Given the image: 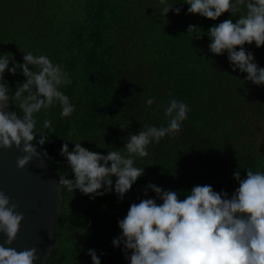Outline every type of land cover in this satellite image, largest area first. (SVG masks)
I'll list each match as a JSON object with an SVG mask.
<instances>
[{
  "label": "trees",
  "instance_id": "16d2710c",
  "mask_svg": "<svg viewBox=\"0 0 264 264\" xmlns=\"http://www.w3.org/2000/svg\"><path fill=\"white\" fill-rule=\"evenodd\" d=\"M167 2L181 12L170 10L164 16L160 0H0V55L10 52L23 63V52L43 54L70 74L71 84L61 91L76 105L73 114L61 118L55 103L35 116L38 132L44 130L45 118L52 122L44 130L47 142L37 149L47 152L58 180L62 173L73 178L60 154L63 144L69 151L80 142L104 155L125 153L130 133L168 124L164 109L169 99L189 108L178 134L150 144L149 156L134 158L144 174L123 200L114 190L90 198L60 186L62 206L44 264H92L90 249L101 264H129L123 246L114 248L112 240L121 235L118 221L131 203L157 199L146 188L149 183L177 191L180 199L196 185L231 196L239 186L234 171L241 178L248 169L264 171V128L254 122L264 121V85L245 81L247 74L233 71L227 53L217 56L208 49L207 30L226 19L234 23L241 13L226 12L213 21L186 14L185 0ZM189 25L201 29V39L187 33ZM244 48L264 68V46L253 42ZM4 79L14 94L26 78L19 70L15 75L6 70ZM149 98H154L150 106ZM13 109L22 115L14 103ZM127 119L131 125L122 131L119 124Z\"/></svg>",
  "mask_w": 264,
  "mask_h": 264
},
{
  "label": "clouds",
  "instance_id": "9594fccd",
  "mask_svg": "<svg viewBox=\"0 0 264 264\" xmlns=\"http://www.w3.org/2000/svg\"><path fill=\"white\" fill-rule=\"evenodd\" d=\"M185 3L189 5L186 14H199L213 21L226 12L241 13L234 23L226 19L207 30L208 49L217 56L227 53L233 71L246 73L245 81L264 85V68L244 48L253 42L257 48L264 46V0H185ZM160 4L164 16L170 10L177 15L181 12V8L167 0H160ZM187 33H195L196 39L203 35L195 25H189ZM23 53V63H17L10 52L0 55V148L15 147L24 153L16 162L19 169L25 168L33 157L48 156L46 151L38 152L37 148L47 142L49 132L44 130L51 129L52 122L45 118L44 130L38 132L36 113L58 103L62 109L60 116L64 118L71 116L76 108L61 91V86L71 84L64 66L53 63L43 54ZM6 70L12 75L19 70L26 78L23 83H17L14 94L4 79ZM13 103L22 115L15 109L9 110ZM153 103L154 98L147 100L149 106ZM188 111L185 102L169 99L164 109L168 124L145 125L137 133H130L123 147L125 153L111 150L104 155L82 147L80 142L74 143L69 151L68 144H63L60 154L66 159L73 178H66L67 174L62 173L59 185L71 193L78 189L82 194H91L90 198L114 190L123 200L144 174L143 168L134 166V158L149 156L150 144L178 134ZM119 125L124 131L131 121L127 119ZM233 177L239 186L231 196L214 191L210 185H196L180 199L177 191L149 183L146 188L161 202L144 198L131 203L126 216L118 221L121 235L112 240L113 247L123 246L129 264H264V171L248 169L241 178L237 170ZM16 208L0 190V233L6 236L0 244V264H34L38 259L35 247L18 252L5 246L12 244L24 219ZM87 254L92 264H101L95 250L90 249Z\"/></svg>",
  "mask_w": 264,
  "mask_h": 264
},
{
  "label": "water",
  "instance_id": "95a60500",
  "mask_svg": "<svg viewBox=\"0 0 264 264\" xmlns=\"http://www.w3.org/2000/svg\"><path fill=\"white\" fill-rule=\"evenodd\" d=\"M23 155L15 147L0 148V190L24 217L16 238L5 246L18 252L35 247L38 259L34 264H44L52 250L55 217L62 206L61 188L46 157H33L25 168H17V159ZM5 239L0 233V244Z\"/></svg>",
  "mask_w": 264,
  "mask_h": 264
},
{
  "label": "rangeland",
  "instance_id": "374dc122",
  "mask_svg": "<svg viewBox=\"0 0 264 264\" xmlns=\"http://www.w3.org/2000/svg\"><path fill=\"white\" fill-rule=\"evenodd\" d=\"M254 122H255V124L258 126V127H260L261 129H263L264 128V121H261V122H257L256 120H254ZM259 136H260V134H259ZM261 139V137H259V139L258 140H260ZM112 234V233H111ZM114 234V233H113ZM116 237H118V236H116L115 234H114V238H116ZM122 246V245H121Z\"/></svg>",
  "mask_w": 264,
  "mask_h": 264
}]
</instances>
